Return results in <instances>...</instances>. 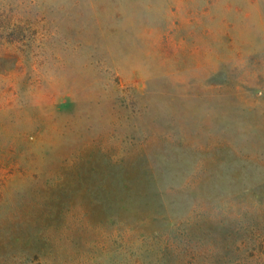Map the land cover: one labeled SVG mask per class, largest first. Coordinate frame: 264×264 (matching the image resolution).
Returning a JSON list of instances; mask_svg holds the SVG:
<instances>
[{
    "label": "rangeland",
    "instance_id": "1",
    "mask_svg": "<svg viewBox=\"0 0 264 264\" xmlns=\"http://www.w3.org/2000/svg\"><path fill=\"white\" fill-rule=\"evenodd\" d=\"M0 11V264H178L149 236L205 211L264 239V0Z\"/></svg>",
    "mask_w": 264,
    "mask_h": 264
},
{
    "label": "trees",
    "instance_id": "2",
    "mask_svg": "<svg viewBox=\"0 0 264 264\" xmlns=\"http://www.w3.org/2000/svg\"><path fill=\"white\" fill-rule=\"evenodd\" d=\"M28 30L22 22L17 21L11 14L0 11V45H18L20 49L28 46ZM155 221H165L167 216L156 214ZM221 226L226 231L224 238L218 236L214 228ZM233 232L222 223L214 212L198 213L195 217L174 223L167 229L160 230L156 235H150L158 244L159 255L165 256L170 252L179 255L178 264H264V239L255 238L242 240V245L250 247L249 254H245L238 262L229 256V247L221 248V240H230Z\"/></svg>",
    "mask_w": 264,
    "mask_h": 264
}]
</instances>
